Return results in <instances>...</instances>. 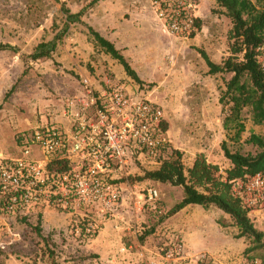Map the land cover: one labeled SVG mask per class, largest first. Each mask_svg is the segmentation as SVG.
<instances>
[{"label":"rangeland","instance_id":"rangeland-1","mask_svg":"<svg viewBox=\"0 0 264 264\" xmlns=\"http://www.w3.org/2000/svg\"><path fill=\"white\" fill-rule=\"evenodd\" d=\"M153 2L0 0V44L10 47L0 50V155L19 157L18 136L48 123L57 125L56 116L67 99L77 94L81 79L89 76L96 80L103 75L117 76L118 83L130 87L134 96H143L162 108L169 142L160 152L161 160L178 151L188 168L196 155L203 154L223 172L230 163L223 156L222 142L231 152H258L246 140L250 134L264 138V127L253 124L247 110L239 141L224 131L219 98L231 75H209L200 54L204 52L215 64L228 55L231 23L224 10L214 0H187L190 7L186 14L193 23L189 33L179 36L171 34L157 18ZM62 5L71 14L83 13L78 19L67 20ZM88 28L115 46L139 82L95 45ZM52 41L56 47L50 58H30L38 44ZM260 61L264 65V48ZM158 166V157L144 155L132 160L125 171L113 174L122 198L115 218L95 211L63 213L45 206L25 216L0 213V264H139L135 261L137 242L145 246L148 257L164 255L170 243L181 238L174 230L176 222L167 218L158 225L157 219L181 200L182 190L150 181H129ZM148 188L158 192L154 207L137 199ZM85 217L98 227L90 238L73 233V227ZM249 217L264 233V207L250 210ZM152 226L154 232L141 241L143 232ZM227 233L230 244L224 253L215 249L216 264H260L264 248L246 253L254 245L237 238L235 228L229 227ZM107 241L110 244L105 246Z\"/></svg>","mask_w":264,"mask_h":264},{"label":"built area","instance_id":"built-area-1","mask_svg":"<svg viewBox=\"0 0 264 264\" xmlns=\"http://www.w3.org/2000/svg\"><path fill=\"white\" fill-rule=\"evenodd\" d=\"M153 6L171 34L189 33L193 20L186 14L187 0H154ZM81 92L82 97L70 99L62 111L65 126L48 123L36 127L19 136V157L0 155L2 213L25 216L45 206L63 213L95 211L115 218L122 198L113 174L125 171L132 160L144 155L155 159L167 147L164 111L149 99L134 96L126 84L96 90L93 78L86 76L81 79ZM62 160L67 161V170L53 173L46 169ZM233 192L251 210L264 207V174L235 182ZM157 198L153 188L137 196L151 207ZM97 228L85 217L73 227V233L80 238L94 236ZM170 244L164 255L142 253L139 264H172L183 254V244L181 239ZM197 261L206 264L204 256Z\"/></svg>","mask_w":264,"mask_h":264},{"label":"trees","instance_id":"trees-1","mask_svg":"<svg viewBox=\"0 0 264 264\" xmlns=\"http://www.w3.org/2000/svg\"><path fill=\"white\" fill-rule=\"evenodd\" d=\"M224 10L230 20L231 27L227 31L228 55L220 64L210 61L200 51L208 68V74H230L225 88L220 94L219 103L224 111L222 127L232 140L239 141L245 131L243 112L247 110L253 124L264 127V70L260 58L264 48V0H214ZM67 20L78 19L83 10L71 14L62 5L61 9ZM95 45L123 68L126 75L139 82L135 72L118 52L115 46L104 39L99 33L88 28ZM55 42L38 44L30 55L32 60L50 58L55 50ZM10 48L0 44V50ZM165 128V127H164ZM19 142V136L17 138ZM258 149L254 155L231 152L226 142L221 143L224 158L230 166L223 172L216 164L209 163L203 154L196 155L190 167L182 163V155L174 151L167 159L158 157L159 166L153 170H144L140 175L130 177L131 183L150 181L178 187L182 190V198L163 216L158 217L156 224H162L188 205L201 206L204 209L215 207L228 215L237 229V238H245L254 246L246 253L255 249H263L264 233L257 230L250 217V210L242 199L233 192L235 182H245L256 174H264V138L250 134L246 140ZM49 172L57 173L68 169L67 161H56L48 164ZM0 213H2L0 211ZM84 224V223H83ZM79 224V226H83ZM152 226L143 232L141 241L153 233ZM93 237L82 235L81 238ZM260 264H264V255Z\"/></svg>","mask_w":264,"mask_h":264},{"label":"crops","instance_id":"crops-1","mask_svg":"<svg viewBox=\"0 0 264 264\" xmlns=\"http://www.w3.org/2000/svg\"><path fill=\"white\" fill-rule=\"evenodd\" d=\"M81 74L86 76V72L84 71H81ZM99 74H102V71H100ZM118 79L117 76L111 78V76L105 75L101 77L96 76V80L93 77L94 88L100 90L105 88L108 84L117 85ZM75 97H82L81 88L77 94L67 99L65 105L70 99ZM56 122L62 126L66 125V120L62 116V111L56 116ZM168 220L170 222H176L174 224V230L180 234L179 237L183 244V254L172 264H198L197 260L201 256L205 257L206 264H216V262L219 261V257L216 256L214 252L215 249L220 253H224L226 247L230 244L227 229H229V227L235 228L237 232L230 217L215 207L204 209L201 206L188 205L168 218ZM137 243L139 250L135 257V261L139 262L142 253L147 256V250L141 243ZM109 244V241L105 242V246Z\"/></svg>","mask_w":264,"mask_h":264}]
</instances>
